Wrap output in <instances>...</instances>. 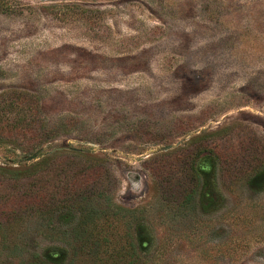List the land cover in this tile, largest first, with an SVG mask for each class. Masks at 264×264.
<instances>
[{
  "label": "rangeland",
  "instance_id": "obj_1",
  "mask_svg": "<svg viewBox=\"0 0 264 264\" xmlns=\"http://www.w3.org/2000/svg\"><path fill=\"white\" fill-rule=\"evenodd\" d=\"M13 90L55 128L41 152L79 156L41 167L59 186L40 210L28 178L0 183V264H264V0H0ZM15 158L0 146L1 167L26 170ZM66 178L125 209L99 221L96 255L70 235Z\"/></svg>",
  "mask_w": 264,
  "mask_h": 264
},
{
  "label": "trees",
  "instance_id": "obj_2",
  "mask_svg": "<svg viewBox=\"0 0 264 264\" xmlns=\"http://www.w3.org/2000/svg\"><path fill=\"white\" fill-rule=\"evenodd\" d=\"M1 97L3 98L4 106L1 107L0 105V146H4L7 150L14 153L16 158L13 160L24 162V167H27V169L22 170L16 168L8 171L0 166V183L2 181H11L15 186L13 188L16 189L18 182L22 180V178H28L29 187L23 191L25 199H29L30 201L33 199L34 204L31 206L37 207L38 210H40L42 209L43 204L38 203L39 198H42L40 196L43 189H48L47 192L54 195L55 190L57 189L53 190V188H58L59 186V184L57 185L56 183L57 187H55V182H48L42 178L40 174L42 171L41 167L43 165L57 167L55 161L60 159L62 171H67V167L69 166L68 162L77 159L79 152L71 151L64 154L55 153L45 155L40 150L42 143L46 137H49V135L53 136L54 134L55 136L56 131L54 127L50 129L46 128L47 121L41 114V105L38 104L32 94H22V92L18 90H13L10 93H2L0 94V98ZM1 103L2 100L0 99V104ZM35 152L36 157L29 160L28 157ZM206 167V165L195 163L192 166V170H194V173L198 176ZM69 179L70 178H66L62 182L60 206L62 205L63 208H66L68 214H75L76 217L79 215L77 220L80 222L76 229H72L70 235L74 239H82L83 242H87L89 238L94 240V254L96 255L101 243L107 241L105 240L106 236L103 234L102 239L98 238L100 235L97 234L96 231L100 229V226H98V224H100L99 221H101V219L107 214L114 216L113 219L116 218L118 221H121L123 220L121 214L125 209L114 205V210L110 211L112 204H107V201L102 203L104 206L97 207L96 204L90 202L91 199H89V195L84 196L88 193H86L82 184H80L81 182H78L76 179ZM2 191L5 190L0 187V197L5 199V196L1 195ZM99 196H103L101 192L99 193ZM48 199L54 201L55 198L53 196L52 198H47V200ZM189 201H191V198ZM126 211L130 212L129 209H126ZM107 218L108 217H105V219ZM131 255L133 257L126 264L137 263V255L134 254V252H132ZM60 260L61 258L53 253L45 255V261L47 264H57Z\"/></svg>",
  "mask_w": 264,
  "mask_h": 264
},
{
  "label": "water",
  "instance_id": "obj_3",
  "mask_svg": "<svg viewBox=\"0 0 264 264\" xmlns=\"http://www.w3.org/2000/svg\"><path fill=\"white\" fill-rule=\"evenodd\" d=\"M170 147H171V145L167 146V148H170ZM35 157H36V154H33V155L29 156L28 159L30 160V159H33Z\"/></svg>",
  "mask_w": 264,
  "mask_h": 264
}]
</instances>
